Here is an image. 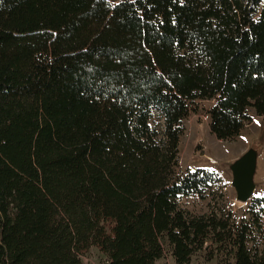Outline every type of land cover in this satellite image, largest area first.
Here are the masks:
<instances>
[{"label": "trees", "instance_id": "16d2710c", "mask_svg": "<svg viewBox=\"0 0 264 264\" xmlns=\"http://www.w3.org/2000/svg\"><path fill=\"white\" fill-rule=\"evenodd\" d=\"M196 99L218 139L264 115V0H0V264H264V196L177 168Z\"/></svg>", "mask_w": 264, "mask_h": 264}, {"label": "rangeland", "instance_id": "374dc122", "mask_svg": "<svg viewBox=\"0 0 264 264\" xmlns=\"http://www.w3.org/2000/svg\"><path fill=\"white\" fill-rule=\"evenodd\" d=\"M111 3L119 0H108ZM213 99H196L192 102L188 114L183 118V132L179 140L178 166L180 171L198 166L213 168L222 178L224 190L214 188L218 203L221 191L226 195L227 205L235 212L236 217L247 216V203L235 199L231 185L232 164L246 151L255 152V169L253 173L254 191L252 196H264V115H257L249 109L251 120L245 124L238 135L230 139H218L209 128L208 109ZM154 122L157 121L155 117ZM184 206L190 211L202 212L207 209V199L196 196L184 198ZM264 225V215L262 217ZM206 249L194 253L187 264H216V258L208 259ZM83 264H103L105 256L92 246L80 256ZM159 264H176L169 252L159 259Z\"/></svg>", "mask_w": 264, "mask_h": 264}, {"label": "water", "instance_id": "95a60500", "mask_svg": "<svg viewBox=\"0 0 264 264\" xmlns=\"http://www.w3.org/2000/svg\"><path fill=\"white\" fill-rule=\"evenodd\" d=\"M255 169V152L248 150L243 153L231 166V185L235 191V199L246 203L253 194V173Z\"/></svg>", "mask_w": 264, "mask_h": 264}]
</instances>
